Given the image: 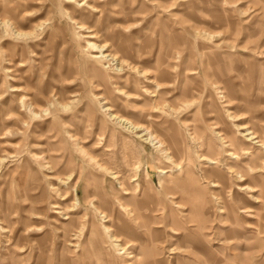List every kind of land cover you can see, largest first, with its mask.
Here are the masks:
<instances>
[{"label":"rangeland","instance_id":"obj_1","mask_svg":"<svg viewBox=\"0 0 264 264\" xmlns=\"http://www.w3.org/2000/svg\"><path fill=\"white\" fill-rule=\"evenodd\" d=\"M0 264H264V0H0Z\"/></svg>","mask_w":264,"mask_h":264},{"label":"bare ground","instance_id":"obj_2","mask_svg":"<svg viewBox=\"0 0 264 264\" xmlns=\"http://www.w3.org/2000/svg\"><path fill=\"white\" fill-rule=\"evenodd\" d=\"M1 25H3V26H7V25H9V23L7 22V21H4V22H2V24ZM17 35H19L18 33H16ZM25 35V34H24ZM21 36V35H20ZM88 37H92L91 35L90 36H88ZM95 44V43H94ZM92 42L91 43H89V49L90 50H96L97 52H98V56L97 57H95L94 59H96L97 60V62H102V59H105L107 56H109V55H106V54H104L105 53V51H106V49H105V45L104 46H96V45H94ZM143 75H145V74H143V73H139V76L141 77V76H143ZM144 77V76H143ZM156 81V80H155ZM119 93V92H118ZM127 97H129V95H126ZM117 119H119V118H117ZM120 122L121 123H123V124H129V126H128V128L130 127L132 130H139L140 129V127H137V126H133V125H131L129 122H127L125 119H120ZM239 129L240 130H244V127H240L239 126ZM218 135V134H217ZM144 136V135H143ZM244 137H246L247 138V141H252L253 139H254V137L253 136H251L250 135V132L249 131H246V134H244L243 135ZM218 137H219V140L220 141H222V142H224L223 141V139H221L220 138V136L218 135ZM152 141V140H151ZM156 142V141H155ZM223 144V143H222ZM228 144V143H227ZM226 144V145H227ZM211 164H216L215 162H211ZM205 176V178H207V176L206 175H204ZM239 178V182H243L245 179L242 177V176H240V177H238ZM206 181V180H205ZM208 185L210 186V187H217L218 186V184L217 183H215L214 181H209L208 182ZM241 191H248V190H250V188L249 187H247V186H241L240 188H239ZM106 231H108V228H106ZM110 234V233H109Z\"/></svg>","mask_w":264,"mask_h":264}]
</instances>
